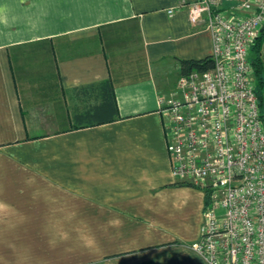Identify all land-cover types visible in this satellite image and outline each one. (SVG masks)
Listing matches in <instances>:
<instances>
[{
	"label": "crops",
	"instance_id": "crops-1",
	"mask_svg": "<svg viewBox=\"0 0 264 264\" xmlns=\"http://www.w3.org/2000/svg\"><path fill=\"white\" fill-rule=\"evenodd\" d=\"M192 1L0 0V264H208L152 74L211 56ZM105 81L112 122L77 127L99 101L75 90Z\"/></svg>",
	"mask_w": 264,
	"mask_h": 264
},
{
	"label": "built area",
	"instance_id": "built-area-1",
	"mask_svg": "<svg viewBox=\"0 0 264 264\" xmlns=\"http://www.w3.org/2000/svg\"><path fill=\"white\" fill-rule=\"evenodd\" d=\"M176 9L192 26L205 24L213 47V68L179 77L159 101L174 180L207 197L191 247L208 264H264V91L262 108L249 62L264 0H194Z\"/></svg>",
	"mask_w": 264,
	"mask_h": 264
},
{
	"label": "trees",
	"instance_id": "trees-1",
	"mask_svg": "<svg viewBox=\"0 0 264 264\" xmlns=\"http://www.w3.org/2000/svg\"><path fill=\"white\" fill-rule=\"evenodd\" d=\"M264 43V27L260 36L252 44L250 50L249 62L253 70L254 81L256 82V93L259 96L260 106H263L262 95L264 91V57H262V48ZM180 76H188L190 72L201 73L213 68V61L210 57H205L201 60H177ZM78 96L86 95L87 98L93 96L99 101L98 105L88 106L84 113L79 114L77 119V127H89L104 125L112 122L116 115V110L112 109V94L109 81L91 84L75 90ZM263 108V107H262ZM76 119V117H75Z\"/></svg>",
	"mask_w": 264,
	"mask_h": 264
},
{
	"label": "rangeland",
	"instance_id": "rangeland-1",
	"mask_svg": "<svg viewBox=\"0 0 264 264\" xmlns=\"http://www.w3.org/2000/svg\"><path fill=\"white\" fill-rule=\"evenodd\" d=\"M262 57H264V43L262 48ZM173 65L170 63L163 64V66L155 68L152 70V74L155 78V82L160 92H162L165 87L170 86L171 84H176L177 75L173 71ZM175 88V87H174Z\"/></svg>",
	"mask_w": 264,
	"mask_h": 264
}]
</instances>
